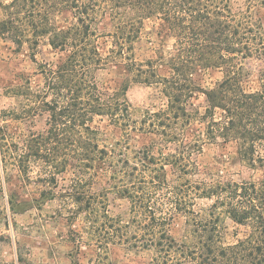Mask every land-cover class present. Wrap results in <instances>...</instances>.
Segmentation results:
<instances>
[{
	"label": "trees",
	"instance_id": "obj_1",
	"mask_svg": "<svg viewBox=\"0 0 264 264\" xmlns=\"http://www.w3.org/2000/svg\"><path fill=\"white\" fill-rule=\"evenodd\" d=\"M28 1L5 6L0 36L21 42L29 32L36 46L49 34L60 56L39 65L43 86L27 88V119L45 112L47 128L29 129L17 142L0 128L1 162L16 166L43 195L55 198L59 191L76 205L82 225L75 231V255L89 250V264H112L111 249L123 246L153 250V264H264V17L253 10L264 7V0H245L237 9L233 0H59L61 14L73 17L59 29L50 24L53 4L45 13L29 12ZM149 18L174 43L168 56L142 65L134 59L133 43ZM99 37L109 38L106 54ZM117 59L133 82L158 86L166 100L139 123L130 112L127 84L106 88L100 81L99 72ZM210 69L222 78L203 87L195 75ZM254 73L257 87L249 85ZM198 93L205 97L203 112L192 109ZM97 117L121 127L126 137L156 134L159 144L135 150L128 140L102 143ZM206 142H235L241 164L259 177L215 180L197 162ZM67 171L69 184L59 186ZM189 188L213 201L207 218L195 215ZM112 193L131 204L132 220L109 213ZM179 214L191 221L181 243L170 235L168 222ZM224 216L244 229L234 242L223 241ZM17 260L29 264L20 254Z\"/></svg>",
	"mask_w": 264,
	"mask_h": 264
},
{
	"label": "rangeland",
	"instance_id": "obj_2",
	"mask_svg": "<svg viewBox=\"0 0 264 264\" xmlns=\"http://www.w3.org/2000/svg\"><path fill=\"white\" fill-rule=\"evenodd\" d=\"M10 2L12 0H0V21L6 18L5 6ZM31 2L33 8L30 4L27 5L29 12L34 9L45 13L51 4L54 5L49 18L55 29L64 28L73 21L70 12L61 14L59 0ZM244 3L245 0H233L235 9L244 7ZM253 10L264 17V7H256ZM106 29H110L109 26ZM29 34L25 33L21 42L0 36V128H3L8 138L14 142L19 141V137L29 129L43 131L47 128L45 112L35 115L33 122H30L31 118L27 119V88L36 90L43 86L39 65L43 62L54 64L60 56L49 45V34L40 36L36 46H31L33 38ZM27 36L29 40H26ZM98 41L103 48L102 52L106 54L109 43L105 42H110L109 38L99 37ZM173 43L174 39L168 36V32L156 18L146 19L141 26L139 39L133 43L134 59L146 65L147 61L168 56ZM116 62L120 60L109 62L106 69L99 72L100 81L104 82L106 88H118L127 84L126 97L134 120L139 123L147 111L153 112L165 106L166 100L158 86L133 82L123 65ZM161 73L166 74V71L162 70ZM221 78V72L213 69L200 70L195 75V79L203 87H211ZM249 85L258 86L255 73L251 76ZM192 102V109L203 112V94H196ZM94 125L99 126L102 143L109 146L125 140H128L129 147L135 150L159 144V137L152 133L137 131L126 137L121 127L109 124L106 118L100 120L97 117ZM197 162L200 169L212 174L215 180L240 181L251 177L256 179L260 174L259 171L254 173L241 164L235 142H206L197 155ZM71 175V172L67 171L59 176V186L68 185ZM42 190L43 188L34 181H26L16 166L7 164L3 167L0 155V264H18L19 254L29 264H89V259L94 258L91 251L86 250L85 254L78 257L75 255V231L82 225V217L75 213L76 205L68 203L59 191L55 198H51L50 195H43ZM194 191L189 188L190 196L195 199L192 209L196 216L199 214L202 218H207V210L213 201L199 197ZM108 200L106 205L112 216L124 222L133 219L131 204L127 199L112 193L108 195ZM195 215L190 216V220ZM188 221L187 217L181 214L168 221L169 233L177 243L184 240L191 228V221ZM242 230V227H238L227 217L222 218L220 231L225 243L234 242L237 236H242ZM154 258L153 250L142 248L136 250L115 246L110 252L112 264H153ZM181 264L194 263L186 261Z\"/></svg>",
	"mask_w": 264,
	"mask_h": 264
}]
</instances>
